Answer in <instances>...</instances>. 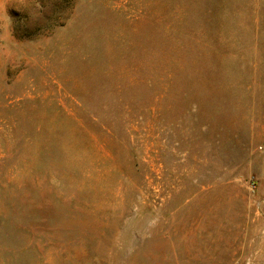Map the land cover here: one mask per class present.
Masks as SVG:
<instances>
[{"label":"rangeland","instance_id":"1","mask_svg":"<svg viewBox=\"0 0 264 264\" xmlns=\"http://www.w3.org/2000/svg\"><path fill=\"white\" fill-rule=\"evenodd\" d=\"M0 264H264V0H0Z\"/></svg>","mask_w":264,"mask_h":264}]
</instances>
